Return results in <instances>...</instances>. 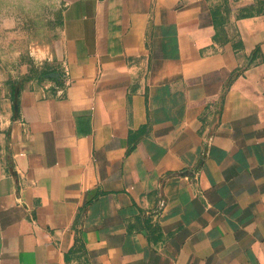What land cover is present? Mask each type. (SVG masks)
I'll return each mask as SVG.
<instances>
[{"label": "crops", "instance_id": "crops-1", "mask_svg": "<svg viewBox=\"0 0 264 264\" xmlns=\"http://www.w3.org/2000/svg\"><path fill=\"white\" fill-rule=\"evenodd\" d=\"M60 35L0 80V264H264L254 0H66Z\"/></svg>", "mask_w": 264, "mask_h": 264}, {"label": "rangeland", "instance_id": "rangeland-1", "mask_svg": "<svg viewBox=\"0 0 264 264\" xmlns=\"http://www.w3.org/2000/svg\"><path fill=\"white\" fill-rule=\"evenodd\" d=\"M65 3L66 0H0L1 81L29 82L56 63Z\"/></svg>", "mask_w": 264, "mask_h": 264}, {"label": "trees", "instance_id": "trees-1", "mask_svg": "<svg viewBox=\"0 0 264 264\" xmlns=\"http://www.w3.org/2000/svg\"><path fill=\"white\" fill-rule=\"evenodd\" d=\"M255 11V9L253 7H249L247 9V13L243 16H248V15H251L253 14ZM264 12V0H257V4H256V13L259 14V13H262Z\"/></svg>", "mask_w": 264, "mask_h": 264}, {"label": "built area", "instance_id": "built-area-1", "mask_svg": "<svg viewBox=\"0 0 264 264\" xmlns=\"http://www.w3.org/2000/svg\"><path fill=\"white\" fill-rule=\"evenodd\" d=\"M62 82L66 83L67 82V73L64 71L63 76H62ZM61 91L59 89H56V95H60Z\"/></svg>", "mask_w": 264, "mask_h": 264}, {"label": "water", "instance_id": "water-1", "mask_svg": "<svg viewBox=\"0 0 264 264\" xmlns=\"http://www.w3.org/2000/svg\"><path fill=\"white\" fill-rule=\"evenodd\" d=\"M47 80H53L55 82H58V75L57 74H51L46 77Z\"/></svg>", "mask_w": 264, "mask_h": 264}]
</instances>
